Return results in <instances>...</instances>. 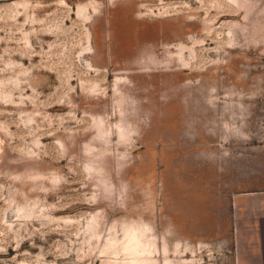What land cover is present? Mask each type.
<instances>
[{
    "label": "rangeland",
    "instance_id": "374dc122",
    "mask_svg": "<svg viewBox=\"0 0 264 264\" xmlns=\"http://www.w3.org/2000/svg\"><path fill=\"white\" fill-rule=\"evenodd\" d=\"M231 163L264 186V0H0V264H217Z\"/></svg>",
    "mask_w": 264,
    "mask_h": 264
},
{
    "label": "crops",
    "instance_id": "0c3cea01",
    "mask_svg": "<svg viewBox=\"0 0 264 264\" xmlns=\"http://www.w3.org/2000/svg\"><path fill=\"white\" fill-rule=\"evenodd\" d=\"M226 172L230 186L223 189L214 179L213 189L201 194L197 220L184 224V239L216 253L217 264H264V186L248 174L239 187L233 163Z\"/></svg>",
    "mask_w": 264,
    "mask_h": 264
},
{
    "label": "bare ground",
    "instance_id": "6f19581e",
    "mask_svg": "<svg viewBox=\"0 0 264 264\" xmlns=\"http://www.w3.org/2000/svg\"><path fill=\"white\" fill-rule=\"evenodd\" d=\"M130 236L131 237H133V238H130ZM128 237H129V239H126L124 242H123V246H130L133 250V252H135L136 250H137V245H136V240L134 239V238H136V237H134V236H132V234H130V233H128ZM135 240V241H133V240Z\"/></svg>",
    "mask_w": 264,
    "mask_h": 264
}]
</instances>
